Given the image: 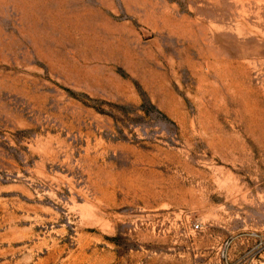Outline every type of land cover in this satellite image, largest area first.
<instances>
[{
	"label": "rangeland",
	"instance_id": "rangeland-1",
	"mask_svg": "<svg viewBox=\"0 0 264 264\" xmlns=\"http://www.w3.org/2000/svg\"><path fill=\"white\" fill-rule=\"evenodd\" d=\"M0 264H264V0H0Z\"/></svg>",
	"mask_w": 264,
	"mask_h": 264
}]
</instances>
